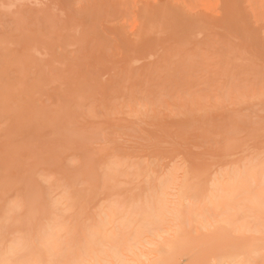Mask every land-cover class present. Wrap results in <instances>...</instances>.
Wrapping results in <instances>:
<instances>
[{
    "label": "rangeland",
    "instance_id": "374dc122",
    "mask_svg": "<svg viewBox=\"0 0 264 264\" xmlns=\"http://www.w3.org/2000/svg\"><path fill=\"white\" fill-rule=\"evenodd\" d=\"M262 188L264 0H0L12 264L46 258L49 233L76 251L108 212L85 264H264Z\"/></svg>",
    "mask_w": 264,
    "mask_h": 264
},
{
    "label": "bare ground",
    "instance_id": "6f19581e",
    "mask_svg": "<svg viewBox=\"0 0 264 264\" xmlns=\"http://www.w3.org/2000/svg\"><path fill=\"white\" fill-rule=\"evenodd\" d=\"M225 171V170H224ZM229 173V172H228ZM233 174V172H231ZM236 172H234L235 174ZM254 173V172H253ZM238 174V173H236ZM247 174V172H246ZM230 175V174H229ZM253 175L254 174H251V172L248 174L247 177H245L244 179L242 180H238L237 178L235 177H231L230 178V182L228 183H223L221 185V187H219V191H224V192H231L233 193L234 192V189H235V186L237 187L236 184L241 185V183H243L244 186H248L249 185V180L253 178ZM256 175V174H255ZM234 176V175H233ZM257 176V175H256ZM255 176V177H256ZM218 179V177H217ZM226 179H229V177H227ZM225 180H221L220 182H224ZM161 185V184H160ZM213 185V184H212ZM186 186V185H185ZM214 186V185H213ZM212 187V186H211ZM223 187V188H222ZM187 188V187H186ZM218 188V187H217ZM207 189V188H206ZM214 191V187H212V194ZM210 192V188H209V191L207 192V194H205L206 196H203L204 198L208 197L210 194H208ZM182 193V191H181ZM211 194V195H212ZM182 195V194H181ZM230 197V196H229ZM234 197V196H233ZM161 198V197H159ZM209 199V198H208ZM221 198L218 197V195L215 196V198H213L214 201H221L223 202L222 200H220ZM249 203L251 204V207L252 208H255L256 210H258L259 214H264V188H262L261 190H258L257 192L253 193V194H250L248 197H247ZM210 200V199H209ZM208 200V201H209ZM226 200V199H225ZM164 203H165V200H163ZM208 201H206L208 203ZM231 201V200H230ZM203 202V201H202ZM216 202V206H217V203ZM228 202V201H227ZM166 204V203H165ZM164 204V205H165ZM196 204V202H195ZM163 205V206H164ZM213 205L214 202H213ZM162 206V207H163ZM221 206V205H220ZM220 206H217L215 207L216 210L218 211V208ZM223 208V207H222ZM191 209V208H190ZM196 209V208H195ZM220 209V208H219ZM224 209L226 210V207H224ZM223 209V210H224ZM194 210V209H193ZM159 211V210H158ZM171 211V210H170ZM175 211V210H174ZM192 211V210H191ZM197 211V210H196ZM216 211V212H217ZM149 212V211H148ZM154 212V211H152ZM156 212V211H155ZM173 211H171L172 213ZM180 212V211H179ZM193 212V211H192ZM190 212V214L192 213ZM199 212V211H198ZM157 213V212H156ZM155 213V214H156ZM176 213V211H175ZM228 213V211L226 212ZM153 214V213H152ZM159 213H157L158 215ZM161 214H162V211H161ZM164 214V213H163ZM174 214V212L172 213ZM146 215V214H145ZM195 215V214H194ZM151 215H149L147 217L146 220L148 221H151L152 219L149 218ZM191 216V215H190ZM200 216V215H199ZM231 216V215H229ZM160 217V216H159ZM193 219H194V216H192ZM264 217V216H263ZM149 218V219H148ZM179 218V217H178ZM200 218V217H199ZM198 218V219H199ZM222 218V217H221ZM235 218V217H234ZM138 219V218H136ZM151 219V220H150ZM155 219V217H154ZM134 219H129V220H125L123 222L124 225H130L131 223H133ZM143 220V219H142ZM156 220V219H155ZM202 220V219H201ZM198 221V220H197ZM227 221V220H226ZM231 221V220H228V222ZM157 222V221H156ZM200 222V221H198ZM220 222V221H219ZM225 222V221H224ZM227 222V223H228ZM114 223V215H113V212H108L106 213V217L105 219L103 220V224L102 222H98L96 227L94 225V228H92L91 230H87L88 233H86L85 235V239H84V243L81 245V247L79 249H77L76 251H73L72 250V247L69 248V245H65L63 244L58 238L56 235H54V233H49V236H48V247H44L45 250L47 251V256L46 258H42V259H39V260H36V259H33V260H27L25 262H23L22 264H53L55 263L56 261H58V259L60 257H63V258H66L65 260H62L64 261L63 263L65 264H83L85 261H90V263H95L98 262L100 263L101 259H99L98 257L102 254V251H103V240H102V236L103 238L105 237L106 240H110L109 239V235L107 233V231H105L106 227L110 226L111 224ZM144 221H139V224H142L143 225ZM149 223V222H148ZM238 223V222H237ZM157 224V223H156ZM254 226V225H253ZM199 227V226H198ZM207 227V226H206ZM210 227V226H209ZM144 228V227H143ZM235 228V227H234ZM147 229V228H146ZM201 229V228H200ZM230 229V228H229ZM233 231V230H232ZM105 232V235L103 234ZM111 233V232H110ZM113 236V235H112ZM133 236V235H132ZM105 241V240H104ZM113 243V242H111ZM106 244V243H105ZM104 244V245H105ZM72 245V244H70ZM108 245V244H107ZM80 246V245H79ZM116 246V245H115ZM75 248V247H73ZM78 248V247H77ZM116 249V248H115ZM113 250V249H111ZM15 253L17 252V248H12L10 249V252H4L3 254L0 253V264H12V261L10 259V253ZM57 255V256H56ZM58 255H59V258H58ZM61 255V256H60ZM107 256L112 258L114 257V253L112 254H108L107 253ZM29 258V257H28ZM101 258V257H100ZM223 258H226V257H223ZM99 259V260H97ZM106 259V258H105ZM137 260L141 259V258H136ZM135 259V260H136ZM140 261V260H139ZM143 261V260H142ZM61 262V261H60ZM144 262V261H143ZM137 263V262H136ZM21 264V263H20ZM57 264V262H56ZM85 264V263H84Z\"/></svg>",
    "mask_w": 264,
    "mask_h": 264
}]
</instances>
